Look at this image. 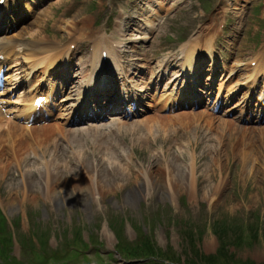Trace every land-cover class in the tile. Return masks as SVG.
Segmentation results:
<instances>
[{
    "label": "rangeland",
    "instance_id": "rangeland-1",
    "mask_svg": "<svg viewBox=\"0 0 264 264\" xmlns=\"http://www.w3.org/2000/svg\"><path fill=\"white\" fill-rule=\"evenodd\" d=\"M184 1L192 6V0ZM202 1L201 8L164 15L160 24H153L157 35L147 46L150 50L130 52L126 60L157 66L165 56L180 55V43L212 36L216 39L218 25L227 20L231 27L214 45L218 58H225L234 49V68L240 60L248 61L258 44L264 42V0ZM125 3L129 1L52 0L31 23L16 29L15 39L82 41L83 49L91 43V33L108 32ZM153 105L134 119L142 122L140 127L135 125V132H122L99 148L88 143L85 164L100 162L99 174L111 170L107 159L110 152L118 158L122 151L129 154L116 160L120 161L119 178L116 174L114 178H93L80 173L81 169L75 170V161L65 156L70 154H61L56 143H48L60 138V130L66 129L59 124L36 126L29 137L22 135L20 124L17 136L12 127L10 135L0 132V208L6 215L5 223L13 229L16 241L12 256L16 260L23 257L17 237L28 235L36 224L49 234L48 255L55 248H66L67 240L76 235L73 231L81 227L86 242L91 235L97 238L105 249L102 256L110 260L108 251H116L118 244L110 232L112 223L123 231L129 244L138 239L139 233L144 234L154 240L159 252L173 250L181 255L182 264L188 230L195 227L203 232V241L197 244L204 254L217 253L221 248L215 230L225 236L230 253H235L240 262L264 264V141L259 129L227 113L215 115L208 109L188 107L161 111L160 105ZM162 117L172 118V122L161 125L157 121ZM181 147L186 151L178 156ZM173 175L176 187L171 192L166 178ZM116 184L120 189H115ZM214 197L217 202L212 206L209 202ZM18 218L21 228L16 225ZM235 244L240 247H233ZM95 249L87 252L92 261L98 257ZM45 251L39 247L29 253L31 264H44L41 259Z\"/></svg>",
    "mask_w": 264,
    "mask_h": 264
},
{
    "label": "bare ground",
    "instance_id": "bare-ground-1",
    "mask_svg": "<svg viewBox=\"0 0 264 264\" xmlns=\"http://www.w3.org/2000/svg\"><path fill=\"white\" fill-rule=\"evenodd\" d=\"M150 1H153V0H149ZM154 1H157V0H154ZM142 7L140 6V9ZM79 23H74V25H78ZM81 24V23H80ZM83 24V22H82ZM84 25V24H83ZM36 36H39V35H36ZM120 37L123 38V34L120 33ZM100 39H103V40H106L108 39V37L106 36H100L99 37ZM7 39V38H6ZM6 39H2V41H0V50H3V49H7V50H12L10 52L11 54V57H15L17 56V51L19 49V51L21 50V47H23L24 49L28 48V47H36V48H39L38 44H36L35 42H21L19 43V45H16V46H11L9 45L8 43H11L9 41H6ZM142 39H146L145 37H140L138 35H134V36H131L130 38H128V41L129 43L131 44H134L136 43L137 41L139 40H142ZM206 47L204 50H202L201 52L198 51L194 46H189L188 48H186L184 51H183V57L182 59L186 62V64H184L185 66H183L182 68H186V70H188V68L190 67H193L196 63H198L197 61H201L204 59V55H207L208 58L212 61V65L215 66L216 65V50L212 44V42H208L206 43ZM93 47L95 48V51L96 53L94 54V62H97V65L100 66L102 69H104L105 65L106 66H115V62L117 60V56L116 55H111L109 54V61L108 62H103L100 60V54H102V51H104V47L102 45H100L98 42L93 45ZM125 47L127 49H130L132 48V45H129V44H125ZM123 48L124 46L123 45H120L118 51L122 54V51H123ZM108 53H109V49L107 50ZM68 58V56L66 57ZM120 58H122V56H120ZM17 59V58H16ZM28 59V58H26ZM215 60V61H214ZM26 64H28V62L26 60H24ZM66 63L68 64V61L67 59H65ZM57 62L54 61L53 62V65H55ZM19 65V63L17 64ZM96 65V66H97ZM38 66H41V64H36L32 71L28 74V75H31L32 73H34ZM97 66V67H98ZM241 66V65H240ZM14 67V66H13ZM131 68L132 66L127 63V64H122L120 63L115 69L111 70V74L114 76V77H117V79H121L122 77H125L127 73H129L131 71ZM258 69H262L261 66H257L256 67V70ZM95 70V66L93 67V71L94 72ZM165 69L164 67L161 65L160 66V71L158 72V75H160L161 72H163ZM164 72H167V69L164 71ZM155 73L153 74L152 77H154ZM211 80L210 78H208V81ZM41 85V82L37 83L35 86H39ZM98 85V81H97V76H93V77H88L87 79L84 80L83 84L80 85V88L78 89L77 91V94L75 97H70V98H66V99H63L61 100V103H64V102H68V103H71L69 105H66V108L72 110L71 112L67 113L66 111V108L63 110L65 112H63L62 115H60L57 119L59 120H64L65 119V116H69L70 113H73L75 112L78 107L82 104L83 100L86 99V97H92V93L91 91L94 93V90H96V87ZM140 90H143V89H140ZM123 94V97H124V100L123 102H127V99L129 98V94L128 92L126 91H123L122 92ZM137 94L135 92H133L130 97H136ZM220 96V95H218ZM222 96V95H221ZM145 98L143 95H141L139 97V100ZM92 99V98H91ZM178 99H180V97H178ZM173 102H176V98L171 96L170 94H166V95H163L162 98L160 99V101L158 102V105L159 104H163L164 107H167L169 105H171V103ZM130 109V108H129ZM95 110V109H94ZM144 111V108L141 107L139 109V112L142 113ZM136 110L135 109H130L129 112H128V117L130 119L133 118V113H135ZM171 121L172 122V118H169L167 119L166 117H162L159 121H157L158 123H160L161 125H164L165 124V121ZM112 121L116 122L117 123V127L116 129L114 130H108V125L107 124H102V125H98V126H95L96 129H94L93 131H91L90 129L86 128V127H83V129H76V128H71V129H64L63 131L60 130L62 133L60 134L61 137L58 138V137H55L52 141L50 140V142L48 143H56V147L59 148L61 150V154H65V153H69L70 155H65V156H68V158L66 159H73L75 161V165H76V169H81L79 170L80 173H88L90 174V176H93V178L96 176V175H99L102 176V177H107V178H111V176L113 175H117L118 178L120 177V170H121V167L117 166L120 161H116V160H119L120 158H123L124 156H127L129 155L126 151H122L121 152V155L119 156L120 158H118L116 155H114V153H106V155H108L107 159H108V162H110V166H108L109 168H111V170H107V173H102V170L100 171V174L98 172V165L100 164V162H96V160H93V165L92 166H89L90 164H85V162L88 160V150H89V147H88V143L91 144L92 146L94 147H101L103 144H106V140L107 141H112L113 138L115 136H119L121 135L122 132H125V133H129V132H135L136 131V128H135V125L137 124L138 127H140V125L142 124L141 121H134L133 123H129L128 125L125 126L123 120L121 118L118 117V115H112ZM118 121V122H117ZM178 121V123H180V119L178 117V119L176 120ZM141 122V124H140ZM148 122L151 123L150 120H148ZM177 123V122H176ZM99 124V123H98ZM111 126V123L109 124ZM122 125V127H120ZM174 125V124H173ZM2 125H0L1 127ZM18 127V128H16ZM137 127V128H138ZM12 129H13V132L14 134H16L18 132V129H19V126L14 124L12 126ZM112 129V128H110ZM39 131V130H38ZM38 131H35L36 133ZM132 132V133H133ZM258 133L260 135V139L264 141V128L258 130ZM24 134V132H22V135ZM18 134H16L17 136ZM163 138L166 139L165 135H163ZM64 139V140H63ZM17 142H18V139H16ZM41 141H46V139H40ZM64 141V143H63ZM88 141V142H87ZM46 143V142H45ZM263 146H264V142H262ZM186 151V149L184 147H181L179 148L178 150V156H182L184 154V152ZM105 155V156H106ZM247 158H244L242 161L246 160ZM89 167H93V168H89ZM115 176H113L114 178ZM147 179V178H146ZM167 179V182H168V185L171 186L170 190L171 192L173 190H175V185L173 184V181L171 179H175V176H168ZM180 179V183H182V179ZM121 180V179H120ZM120 186V185H118ZM117 184L114 185L115 189L118 188ZM120 189V188H118ZM154 190H156L154 188ZM217 202V198L214 197L209 203L213 206V204ZM213 203V204H212Z\"/></svg>",
    "mask_w": 264,
    "mask_h": 264
},
{
    "label": "trees",
    "instance_id": "trees-1",
    "mask_svg": "<svg viewBox=\"0 0 264 264\" xmlns=\"http://www.w3.org/2000/svg\"><path fill=\"white\" fill-rule=\"evenodd\" d=\"M4 224L0 222V233L3 232L2 235H0V243L2 245H4L5 243L8 242V237L6 236L5 232H4ZM222 234V233H221ZM3 254V253H2ZM221 257H224V254L221 255Z\"/></svg>",
    "mask_w": 264,
    "mask_h": 264
}]
</instances>
